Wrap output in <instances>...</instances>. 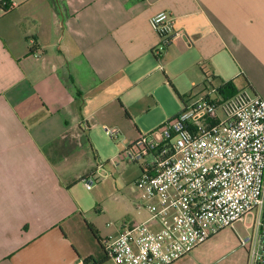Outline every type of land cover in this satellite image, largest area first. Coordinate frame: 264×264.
Segmentation results:
<instances>
[{
  "label": "crops",
  "instance_id": "0c3cea01",
  "mask_svg": "<svg viewBox=\"0 0 264 264\" xmlns=\"http://www.w3.org/2000/svg\"><path fill=\"white\" fill-rule=\"evenodd\" d=\"M160 11L176 38L156 55L149 18ZM229 80L264 100V0H0V264L101 259L124 227L100 233L60 178L82 146L54 161L44 146L88 136L93 116L124 126L128 147L142 132L135 105L171 91L179 113Z\"/></svg>",
  "mask_w": 264,
  "mask_h": 264
},
{
  "label": "built area",
  "instance_id": "2783aa9c",
  "mask_svg": "<svg viewBox=\"0 0 264 264\" xmlns=\"http://www.w3.org/2000/svg\"><path fill=\"white\" fill-rule=\"evenodd\" d=\"M149 25L160 55L176 38L175 17L160 11ZM217 89L126 147L130 160L152 158L135 181L148 217L105 242L114 264H173L242 221L247 263L264 264V100L246 89L224 99ZM83 180L90 190L92 179Z\"/></svg>",
  "mask_w": 264,
  "mask_h": 264
},
{
  "label": "rangeland",
  "instance_id": "374dc122",
  "mask_svg": "<svg viewBox=\"0 0 264 264\" xmlns=\"http://www.w3.org/2000/svg\"><path fill=\"white\" fill-rule=\"evenodd\" d=\"M241 84L238 82L235 86ZM157 97L160 99L157 106L149 107L140 103L132 108L133 113L137 114L135 121L143 135L173 118L181 108L171 91H159ZM192 97L197 95L192 94ZM89 118L92 123L88 134L90 145L84 144L76 157L69 158L59 167V176L73 186V196L79 200L83 209L88 210L87 219L95 223L100 233L111 236L118 225L137 224L148 217L145 208L149 203L148 196L135 186V181L141 174L140 165L151 162L152 158L147 156L137 162L130 160L125 155V127L113 129L109 125L108 129L116 131L111 135L95 117ZM58 152L57 155L50 152L52 159L63 155L60 150ZM97 166L101 167L98 173L94 172ZM89 177L93 183L91 189L87 190L83 178ZM137 205L142 207L138 209ZM248 231L251 230L245 228L243 221L236 225L235 230L226 228L193 249L187 264H237L233 248L242 249L240 239L245 238Z\"/></svg>",
  "mask_w": 264,
  "mask_h": 264
},
{
  "label": "trees",
  "instance_id": "16d2710c",
  "mask_svg": "<svg viewBox=\"0 0 264 264\" xmlns=\"http://www.w3.org/2000/svg\"><path fill=\"white\" fill-rule=\"evenodd\" d=\"M30 51H33V50L31 49ZM217 91L222 98L226 99V98H229L232 95H234L236 92H238V89L234 86L232 80H229V81L221 84V86L218 87ZM88 129H89V126H87L85 130L87 131ZM85 130L84 131L81 130L83 134L81 135L79 140L70 141L67 138H65L64 140L54 141V142L44 146L42 148V151L46 154H49L52 151L54 154L57 155L59 153L58 152L59 150L62 152V154H65L66 149L67 150H75V149H79L84 144L90 145L88 136L86 134H84ZM59 142H60V144L58 145ZM50 160L54 161L52 159V157L50 158ZM107 259H109V258L106 255L101 259H96L92 256H89V257L85 258L82 263L83 264H102Z\"/></svg>",
  "mask_w": 264,
  "mask_h": 264
}]
</instances>
